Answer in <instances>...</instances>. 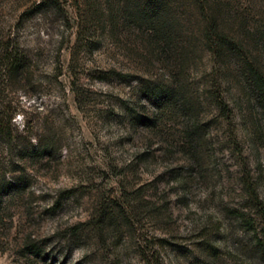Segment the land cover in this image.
<instances>
[{
    "label": "rangeland",
    "instance_id": "obj_1",
    "mask_svg": "<svg viewBox=\"0 0 264 264\" xmlns=\"http://www.w3.org/2000/svg\"><path fill=\"white\" fill-rule=\"evenodd\" d=\"M148 1L0 0V264H264V0Z\"/></svg>",
    "mask_w": 264,
    "mask_h": 264
},
{
    "label": "trees",
    "instance_id": "obj_2",
    "mask_svg": "<svg viewBox=\"0 0 264 264\" xmlns=\"http://www.w3.org/2000/svg\"><path fill=\"white\" fill-rule=\"evenodd\" d=\"M202 1H204V0H202ZM205 1H208V0H205ZM148 2L149 3H147V6L149 8H151V12H154V9H152L153 8V5H152L153 1L150 0ZM116 73L117 72L112 70V69L101 71V74L103 77H108V76L116 74ZM171 90H172V88L167 86V88H165L164 93L162 90H160L158 88H156V89L154 88V89L150 90L149 92L152 95V98L157 99L158 97H162L163 94H170L172 92ZM210 94L213 96V101L216 104V106L218 107V109L220 110V112L222 113V115L227 116L229 114V108H228V104L225 102V100L217 93L212 92ZM2 132H3V126L0 123V133H2ZM205 246L210 247V244L206 242Z\"/></svg>",
    "mask_w": 264,
    "mask_h": 264
}]
</instances>
